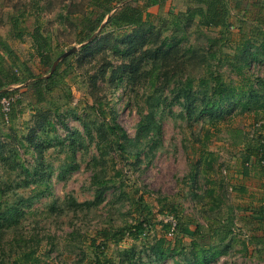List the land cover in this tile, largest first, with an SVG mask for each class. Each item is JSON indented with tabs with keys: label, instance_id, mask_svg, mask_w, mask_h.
Returning <instances> with one entry per match:
<instances>
[{
	"label": "rangeland",
	"instance_id": "obj_1",
	"mask_svg": "<svg viewBox=\"0 0 264 264\" xmlns=\"http://www.w3.org/2000/svg\"><path fill=\"white\" fill-rule=\"evenodd\" d=\"M88 1L0 0L18 65L43 72L34 2L70 54L45 102L7 88L0 264H264V0H226L220 27L165 0L79 43Z\"/></svg>",
	"mask_w": 264,
	"mask_h": 264
},
{
	"label": "trees",
	"instance_id": "obj_2",
	"mask_svg": "<svg viewBox=\"0 0 264 264\" xmlns=\"http://www.w3.org/2000/svg\"><path fill=\"white\" fill-rule=\"evenodd\" d=\"M164 1L89 0L87 2L89 10L80 18V27L77 32L79 36L78 42H90V38L106 17H108V23L117 27L143 25L151 16L149 8L151 6L160 7ZM189 2L194 3L193 8H191L188 14L189 16H199L205 24L214 27L226 25L229 15L226 0H189ZM34 3L35 5L32 6V28L28 32V35L32 40V45L35 48V53L43 72L41 74H34L31 67L24 62H20V65H18V57L13 48L9 42L0 38V97L8 95L7 93L10 91L7 88L28 81L25 86L28 87L29 93L34 96L37 103H43L47 100L46 94L49 93L55 84L61 67L69 68L70 54L63 56L65 51L59 54L55 53L51 36L41 31L36 13L38 2ZM18 23L19 18L17 16H10L11 35L20 38L23 35L24 29ZM56 61L54 69L51 70ZM45 74H48V76H45Z\"/></svg>",
	"mask_w": 264,
	"mask_h": 264
},
{
	"label": "built area",
	"instance_id": "obj_3",
	"mask_svg": "<svg viewBox=\"0 0 264 264\" xmlns=\"http://www.w3.org/2000/svg\"><path fill=\"white\" fill-rule=\"evenodd\" d=\"M12 103H13V97H11L9 95H5V96L0 97V112L6 118L10 114ZM171 230H173V228ZM170 233H171V231H170Z\"/></svg>",
	"mask_w": 264,
	"mask_h": 264
},
{
	"label": "water",
	"instance_id": "obj_4",
	"mask_svg": "<svg viewBox=\"0 0 264 264\" xmlns=\"http://www.w3.org/2000/svg\"><path fill=\"white\" fill-rule=\"evenodd\" d=\"M64 55H66V53L65 54H63V56ZM62 57V56H61ZM58 61V60H57ZM57 61L53 64V66H52V69L51 70H53L54 69V67H55V65H56V63H57Z\"/></svg>",
	"mask_w": 264,
	"mask_h": 264
}]
</instances>
